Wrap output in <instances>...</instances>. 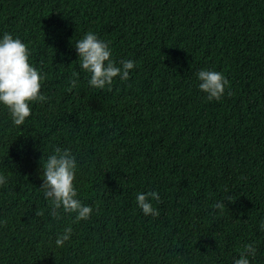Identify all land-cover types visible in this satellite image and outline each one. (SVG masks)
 <instances>
[{
    "label": "trees",
    "instance_id": "trees-1",
    "mask_svg": "<svg viewBox=\"0 0 264 264\" xmlns=\"http://www.w3.org/2000/svg\"><path fill=\"white\" fill-rule=\"evenodd\" d=\"M90 31L118 66L135 62L111 90L80 68ZM5 33L28 46L46 100L22 126L0 104V264H234L250 243L264 264V0H0ZM201 70L229 81L220 101ZM56 147L76 157L88 220L49 214L41 162ZM148 191L158 217L137 205Z\"/></svg>",
    "mask_w": 264,
    "mask_h": 264
},
{
    "label": "clouds",
    "instance_id": "clouds-1",
    "mask_svg": "<svg viewBox=\"0 0 264 264\" xmlns=\"http://www.w3.org/2000/svg\"><path fill=\"white\" fill-rule=\"evenodd\" d=\"M75 48L78 50L80 68L89 74V86L98 90L106 87L111 90L116 77L127 81L130 70L135 67V62L127 59L120 60L118 66L112 59L109 44L98 39L91 31L77 41ZM29 57L28 46L19 38L5 33L0 39V104L7 107L16 126L24 125L26 118L31 115L30 104L46 100L41 94V82L45 77L30 64ZM196 75L200 81L199 89L206 94L209 101L213 99L220 101L225 94L226 86L230 87L229 81L221 72L201 70ZM73 77L69 91L77 87L79 73H73ZM227 94L231 96L232 92L228 91ZM41 164L43 184L39 189L43 191L45 199L49 202V214L54 219H60L62 210L66 214H75L74 222L90 219L93 209L81 203L74 186L76 157L68 150L56 147L53 154ZM6 182V178L0 175V186ZM228 199L231 200V196ZM153 200L161 201L158 192L148 191L136 196L137 205L144 215L158 217L160 213L153 207L151 203ZM213 207L220 209L222 213L224 204L215 203ZM36 215H43V212H37ZM260 227L264 230V222ZM71 234L72 228H65L55 240L56 246L63 247L65 242L70 240ZM256 251L253 244L245 245L234 264H250L248 256L255 257Z\"/></svg>",
    "mask_w": 264,
    "mask_h": 264
}]
</instances>
